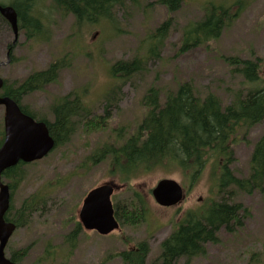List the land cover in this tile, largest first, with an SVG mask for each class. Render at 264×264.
<instances>
[{"label": "rangeland", "instance_id": "obj_1", "mask_svg": "<svg viewBox=\"0 0 264 264\" xmlns=\"http://www.w3.org/2000/svg\"><path fill=\"white\" fill-rule=\"evenodd\" d=\"M9 1L0 0V3L8 5ZM234 1L184 0L181 9L170 14L158 0H121L122 4L111 11V23L102 20L95 24H78L73 15L56 11L47 0L37 7L46 25L39 40H28L25 32L20 31L9 56L15 37L11 27L0 19V78L6 85L23 82L55 60L69 56L70 68L61 71L56 83L22 99V105L38 117L52 120V105L74 94L84 96L93 115L102 114L111 90L107 91L115 86L111 66L119 60L129 61L135 57L143 58L146 64L145 70L127 80L119 95H114L111 131L89 136L75 119L74 134L64 146L18 171L23 179L12 195L13 214L25 199L43 189L44 204L31 219L20 217L26 225L9 241L7 256L12 251L28 249L21 264H43L39 260L51 246L57 251L54 264H123L115 256L117 253L147 241L150 253L146 264H150L158 258L160 244L173 230V223L179 222L187 211L204 209L211 201L224 197L217 194L218 179L212 182L210 168L193 187L185 182L181 173L163 171L125 184L109 174L107 163L93 165L87 158L102 143L114 140L117 135L114 131L120 127L125 128V135L135 131L146 113L142 100L152 87L159 89L164 100L179 84L190 82L199 97L213 93L224 106L232 102L236 91L248 88L225 59L261 58L264 65V0L251 3L217 41L187 53L179 51L184 28L202 19L207 5ZM170 17L173 19L171 29L158 45L156 39H152L153 34ZM155 46L158 48L154 50ZM0 129H4L2 107ZM263 135L264 121L234 146L235 160L230 167L236 176H249L254 145ZM165 178L176 180L185 188L187 196L181 205L163 208L155 203L150 192ZM107 182L117 185L113 204L133 198L129 185L144 196L150 209L146 222L137 230L122 228L121 232L108 237L84 232L71 251L65 237L74 229V219L79 220L84 198L93 188ZM228 191H233L235 196L231 199L226 193L227 201L241 203L250 211L249 217L243 219L242 228L237 231H221L220 242L209 244L207 255L193 259L191 264H264V191L248 195L233 186ZM179 263L184 264L185 260Z\"/></svg>", "mask_w": 264, "mask_h": 264}, {"label": "trees", "instance_id": "obj_2", "mask_svg": "<svg viewBox=\"0 0 264 264\" xmlns=\"http://www.w3.org/2000/svg\"><path fill=\"white\" fill-rule=\"evenodd\" d=\"M47 0H10L18 16L19 31H24L28 40L38 41L44 30V20L38 13V5ZM56 11L73 15L78 24H95L97 21L111 23V11L121 0H48ZM135 1V0H132ZM184 0H158L170 14L179 11ZM255 0H235L232 4H210L204 9L201 20L184 28L180 42V53H187L198 47L208 46L221 38L248 6ZM6 5V4H2ZM0 19L10 26L6 19ZM173 19L168 18L153 34L158 45L164 41L171 29ZM110 25V24H109ZM11 27V26H10ZM158 46L154 47V50ZM153 50V51H154ZM234 67L233 72L242 78L248 88L240 89L233 95L230 104L224 106L221 99L209 93L199 97L190 82L179 84L174 92H168L161 100L160 91L150 88L142 100L146 113L134 132L123 134L120 127L114 140L102 143L93 150L87 160L93 164L107 163L109 174L121 183L130 184L148 175L163 171L169 174L181 173L190 187L197 185L210 168L212 182L218 179V192L224 197L211 201L206 208L190 210L179 222L173 223V230L160 244V254L150 264H191L195 258L207 255L209 244L220 242V233L225 230L233 233L242 228L243 219L250 211L241 203L227 201L235 193L228 191L233 186L248 195L264 191V135L254 145L250 161V172L246 178L236 176L232 170L234 146L244 139L249 131L264 121V65L261 58H226ZM147 63V62H146ZM143 58L119 60L111 66L110 75L115 81L107 93L102 114L93 115L89 103L79 94L69 95L52 105L53 119L38 117L22 106V99L34 92L43 91L48 85L58 81L61 71L70 68L69 56L57 59L45 70L32 73L23 82L4 86L3 96L21 105L23 111L38 122H44L56 142V148L64 146L74 134L75 119L89 136L111 131V107L114 95H119L121 86L136 74L145 70ZM113 84V85H114ZM118 102V100H117ZM4 133L0 129V146ZM25 164L7 170L3 178L9 180L11 197L23 177L19 170ZM133 198L114 203L115 216L122 228L139 229L147 220L150 209L147 200L129 185ZM44 191H37L25 199L19 210L13 214L14 206L6 215L8 222L17 225V230L26 225L20 217L32 218L44 204ZM13 203V200H12ZM74 229L65 237V242L73 251L83 228L74 219ZM150 253L149 243L141 242L132 249L124 250L115 256L123 264H146ZM28 249L12 251L10 259L21 264ZM57 251L48 246L39 263L54 264Z\"/></svg>", "mask_w": 264, "mask_h": 264}, {"label": "water", "instance_id": "obj_3", "mask_svg": "<svg viewBox=\"0 0 264 264\" xmlns=\"http://www.w3.org/2000/svg\"><path fill=\"white\" fill-rule=\"evenodd\" d=\"M0 15L11 25L14 42H17L18 17L13 7L0 4ZM3 86L4 81L0 78V90ZM0 106L5 108L4 140L0 147V264H17L5 253L17 226L5 219L10 209L11 195L10 187L3 183L2 176L5 171L20 163L30 164L44 159L53 151L56 142L50 135L48 126L22 112L13 99L0 95ZM116 187L115 183L107 182L86 195L79 211V220L85 231L108 236L120 230L111 199ZM152 196L159 206L169 208L179 205L185 194L177 181L162 179L152 190Z\"/></svg>", "mask_w": 264, "mask_h": 264}, {"label": "bare ground", "instance_id": "obj_4", "mask_svg": "<svg viewBox=\"0 0 264 264\" xmlns=\"http://www.w3.org/2000/svg\"><path fill=\"white\" fill-rule=\"evenodd\" d=\"M14 9V8H13ZM15 11V10H14ZM16 12V11H15ZM17 14V13H16ZM18 17V16H17ZM7 21V20H6ZM8 22V21H7ZM9 23V22H8ZM11 26V25H10ZM11 29H12V27H11ZM44 123V122H43Z\"/></svg>", "mask_w": 264, "mask_h": 264}, {"label": "flooded vegetation", "instance_id": "obj_5", "mask_svg": "<svg viewBox=\"0 0 264 264\" xmlns=\"http://www.w3.org/2000/svg\"><path fill=\"white\" fill-rule=\"evenodd\" d=\"M8 55H9V51H8Z\"/></svg>", "mask_w": 264, "mask_h": 264}]
</instances>
